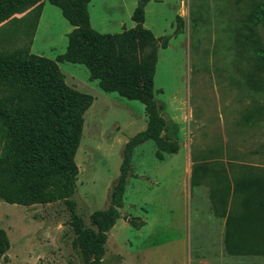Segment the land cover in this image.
<instances>
[{
    "label": "rangeland",
    "instance_id": "374dc122",
    "mask_svg": "<svg viewBox=\"0 0 264 264\" xmlns=\"http://www.w3.org/2000/svg\"><path fill=\"white\" fill-rule=\"evenodd\" d=\"M247 2L40 0L0 21L1 52L25 48L52 61L64 84L87 98L73 158L77 174L66 194L49 197V189L22 204L11 195L13 183L9 195L0 197V264H123L119 255L134 243L141 217L151 211L145 195L155 183L158 190L181 186L182 156L188 151L207 146L216 155L226 141L236 146V154L254 151L261 154L249 160L264 159L260 109L253 108L249 122L244 120L253 102L264 105V57L251 49L264 48V30L250 27ZM81 26L112 41L133 34L126 61L131 67L144 63L152 72L153 112L164 123L160 137L177 143L176 157L142 139L149 116L140 101L105 91L77 57H69L71 37ZM162 161L178 171L155 182L152 174ZM123 172L117 208L113 198ZM162 217L155 219L158 225L151 222L154 243H161L156 227H163ZM176 247L152 249L153 264H184L182 252H160ZM227 264H264V258H234Z\"/></svg>",
    "mask_w": 264,
    "mask_h": 264
},
{
    "label": "trees",
    "instance_id": "16d2710c",
    "mask_svg": "<svg viewBox=\"0 0 264 264\" xmlns=\"http://www.w3.org/2000/svg\"><path fill=\"white\" fill-rule=\"evenodd\" d=\"M39 1L0 0V21ZM246 10L250 27L264 30V0H248ZM133 39V34L126 32L112 41L81 26L71 37L68 55L77 57L99 79L105 91L140 101L149 116L142 139H151L159 150L175 154L177 143L160 137L164 123L153 112L152 72L144 63L131 67L126 61V49ZM251 47L264 57L261 45ZM86 101L85 96L64 84L61 72L52 61L25 48L0 51V174L5 180L0 183V197L9 195L10 189L15 188H11L13 183L16 188L11 195L22 204L34 202L49 189L53 190L49 197L66 194L77 174L73 158L82 130L81 108ZM253 108L260 109L258 119L264 117V105L253 102L249 107L251 112L245 114L247 122ZM234 148L232 143H225L216 155L221 157L225 149L227 160L235 161ZM156 157L162 159L160 152ZM257 164L264 165V159ZM242 168L248 171L242 179H233V190L246 187L251 192L244 201L246 223L234 225V230L249 232V239L239 237L231 241L227 224L225 248L230 254L264 255V167ZM123 180L124 172L113 198V206L117 208L121 206ZM112 211L116 216V210L112 208ZM104 241L105 235L101 232L99 243ZM102 254L103 248L99 247L97 256Z\"/></svg>",
    "mask_w": 264,
    "mask_h": 264
},
{
    "label": "crops",
    "instance_id": "0c3cea01",
    "mask_svg": "<svg viewBox=\"0 0 264 264\" xmlns=\"http://www.w3.org/2000/svg\"><path fill=\"white\" fill-rule=\"evenodd\" d=\"M209 149L211 148L202 146L199 150H190L182 156L181 186L176 190L175 187L158 190V184L151 185L150 194L145 195V201L149 196L147 201L151 211L141 217L142 224L133 233L134 243L130 242L127 251L119 255L121 263L153 264L155 260L151 257V252L165 245L177 247L160 252H182L185 255L184 264H227V261L234 258H264L262 254H230L224 244L227 224L231 241H236L239 237L249 239V232L236 231L234 225L246 223L243 220L244 209L247 211L244 201L251 191L246 187L234 191L233 179L243 178V173L248 170L242 167L264 165L249 160L252 156L249 152L237 153L235 161H231L227 160L225 149L221 157L210 154ZM176 154L171 156L176 157ZM176 170L178 171L173 164L162 161L152 178L155 182L162 180L164 176L174 178ZM158 217H162L161 226L163 225L160 229H157L159 226L156 227V231L162 234L161 243H154L155 239L150 240L151 222L158 225L159 221L155 220ZM177 217L181 218L180 223ZM175 218L178 221L174 224Z\"/></svg>",
    "mask_w": 264,
    "mask_h": 264
}]
</instances>
